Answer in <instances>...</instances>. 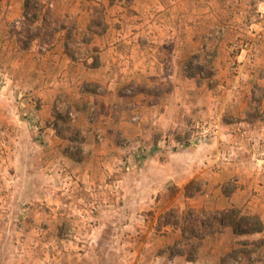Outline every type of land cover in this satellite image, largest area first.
<instances>
[{
    "label": "crops",
    "instance_id": "1",
    "mask_svg": "<svg viewBox=\"0 0 264 264\" xmlns=\"http://www.w3.org/2000/svg\"><path fill=\"white\" fill-rule=\"evenodd\" d=\"M26 2L0 0V117L10 126L8 116L17 111L6 101L12 95L15 105L23 106L30 96L36 101V124L52 121V127L44 129L47 142L35 155L25 156L22 150H12L11 142H0L11 145L0 152L3 177L11 179L13 171L31 177L33 171L45 166L48 171L58 161L70 165L74 161L82 164L80 174L95 189L97 180L118 174L125 162L122 174L148 180L142 187L148 198H139L131 210L153 211L147 222L136 214L133 221L141 227L146 224L147 230L136 239L147 255L164 251L153 253L148 264H228L232 255H239V264H264V227L239 233L224 226L202 235L181 228L187 215L209 216L224 210L255 216L264 224V173L258 177L241 163L246 160L252 170L253 148L243 150L245 142H256L264 155V21L252 22V10L264 11V2L35 0L39 6L35 24L38 29L45 24L52 37L44 47L39 40L23 47L13 35V25L29 16ZM252 31L262 34L261 57L248 65L241 53L234 72L226 47L235 35ZM64 110L75 119L56 117ZM22 117L15 123L20 129L27 126ZM205 119L216 121V137L193 142V124ZM74 131L82 135L87 152L78 160L62 151L69 140L65 133ZM239 142L245 153L228 162L232 144ZM13 143L18 148L26 144ZM128 146L135 148L132 160L125 154ZM233 176L236 185L227 191ZM198 184L202 187L193 189ZM169 187L178 191L175 198L156 199ZM99 205L109 209L101 200ZM166 211L180 222L157 226L155 215ZM1 224L6 227L11 221ZM41 225L54 232L59 221L51 218ZM188 242L195 249L192 258L191 249L184 250ZM169 246H180L181 251L170 254ZM142 252L137 250L139 258ZM0 264L15 263L5 257Z\"/></svg>",
    "mask_w": 264,
    "mask_h": 264
},
{
    "label": "rangeland",
    "instance_id": "2",
    "mask_svg": "<svg viewBox=\"0 0 264 264\" xmlns=\"http://www.w3.org/2000/svg\"><path fill=\"white\" fill-rule=\"evenodd\" d=\"M35 4V2L30 3L29 6L32 8L29 9L28 17L13 25V35L21 40L26 47L36 44L35 40H39L40 46L44 47L49 44L52 37V32L45 24L40 29L35 24L33 15L39 7ZM87 37L88 35L84 36L82 40L87 39ZM256 95H259V91L256 92ZM13 97L11 95L6 101L10 106H14L15 112L17 111V114L8 116L12 119L11 125L3 123L5 119L0 117V142H11L12 148L10 144L4 143V146L0 145V152L15 148L22 150L25 156L27 154L35 155L38 148H41L42 142H47L44 129L52 127V121L45 122L44 125L36 124V101L28 96V100L24 101L25 105H15ZM15 106L17 107L15 108ZM23 107L26 111L23 110ZM20 111L26 112L27 116L22 117ZM66 111L58 113L56 117L60 120L75 119L73 114L70 115L69 111ZM21 117L25 118L22 123L27 122V126L24 127L23 125L22 129L20 126H15V123L21 122ZM200 121L202 120L195 122L199 123ZM93 136L96 139L99 138L98 134H93ZM65 139L69 140L62 150L63 154L72 155V158L76 160L85 156L84 154L87 152L81 145L82 135L76 131L68 132L65 133ZM13 142H26V144L18 148ZM121 143L128 145L127 142ZM240 143L243 142L232 144L236 149L234 148V151L230 152L231 155L226 156L227 161L232 163L235 155L239 158L245 151L249 152L252 147V170L249 168L250 163L246 160L241 163H247L243 164L242 167L248 172L253 171L259 177L260 174L264 173L261 168L264 155L260 152L259 146L256 142H248V145L245 142L246 147H243L245 151H242L243 144L241 146ZM128 148L125 154L132 160L135 148L131 146ZM143 152L145 153L144 149ZM144 153L143 157L145 156ZM13 154L17 155L18 152L14 151ZM245 156L247 155L245 154ZM28 160L34 162L30 158ZM125 164L127 163H120L118 174H108L101 180H97L98 184H96L95 189L90 187L89 178L80 174L82 169L80 165L82 164L74 161L72 165L58 161L49 167L48 171L47 166L43 170L38 169V173L33 171L31 177L21 176L18 172L15 175L13 171L14 176L11 179L3 177L1 174L2 167H0V222L2 220L3 222L5 220L11 221L9 226L0 225V242L5 241L0 246V262L2 263L7 257L11 258L15 264H148L153 253H163V249L160 248L147 255L141 242L139 243L136 239L144 234L147 227L146 224L141 227L139 226L140 223H133L136 218L135 214L139 216L140 221L143 219L145 222L154 215L152 210L131 211L139 203V198H148L142 190V187L147 186L148 180H136L130 173L122 174L120 170ZM236 181L237 179L233 176L225 189L227 191L232 190ZM198 185H194L193 189L197 190L200 186L202 187V185ZM169 189L167 194L158 195L156 199L163 201L175 198L178 191L175 190V187H169ZM137 190L141 193L137 194ZM100 200L109 209L99 208ZM116 206L118 208H115ZM243 213L248 212L244 211ZM205 217L207 215H198V218L195 215H187L181 228L187 227L196 230L197 235H200V232H210L216 229L215 227L202 226L201 222L205 220ZM51 218L59 221L57 230L54 228V232L49 226L41 225V222ZM36 221L38 222L36 227L28 225ZM154 221L157 226L162 223L171 224L174 222L178 224L180 222L179 219H174L170 211L158 213L155 215ZM21 222L23 223L20 225ZM188 233L191 234L192 231ZM91 237L93 238L92 241ZM190 239L191 242L196 243V240ZM188 244L189 242L184 247L186 251L191 249ZM142 247L143 250H141ZM138 249L143 251L142 258H139L136 253ZM194 250L189 251L191 258L194 257ZM167 251L170 254H177L181 248L180 246L179 248L169 246ZM238 258L240 259L239 255L229 256L227 262L233 264Z\"/></svg>",
    "mask_w": 264,
    "mask_h": 264
},
{
    "label": "built area",
    "instance_id": "3",
    "mask_svg": "<svg viewBox=\"0 0 264 264\" xmlns=\"http://www.w3.org/2000/svg\"><path fill=\"white\" fill-rule=\"evenodd\" d=\"M258 2H264V0H258ZM252 22L264 21V11L258 12L252 10ZM18 24V23H16ZM252 27H249L251 31ZM252 33V34H251ZM261 32H250V34H237L235 37L228 43L226 47V52L229 58V64L231 69L236 72L238 70V56L241 53L246 54V62L248 65H253L261 57ZM193 142L199 143L202 141H211L216 137L217 133V124L214 119L202 120L199 123L193 125ZM261 168L264 171V161L261 164ZM241 259H237L233 264H239Z\"/></svg>",
    "mask_w": 264,
    "mask_h": 264
},
{
    "label": "trees",
    "instance_id": "4",
    "mask_svg": "<svg viewBox=\"0 0 264 264\" xmlns=\"http://www.w3.org/2000/svg\"><path fill=\"white\" fill-rule=\"evenodd\" d=\"M34 2L35 0H27L26 8L28 10L31 9L32 6L30 8L29 5L30 3H34ZM23 47H26V46L23 45ZM196 217L198 218V215ZM246 219H248V221H246ZM201 224L203 227H215L216 226L215 227L216 229H220L224 226H231L232 229H234L236 232H239V233H245L247 231L256 232V231H260L264 227V224L257 217L239 216V212L236 210H224V211L215 212L205 217V220L202 221ZM189 231H192L191 234L193 235L197 234L196 230L189 229ZM200 233L202 235V232Z\"/></svg>",
    "mask_w": 264,
    "mask_h": 264
}]
</instances>
